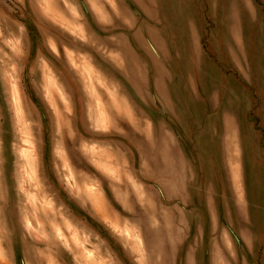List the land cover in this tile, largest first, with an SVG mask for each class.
Here are the masks:
<instances>
[{
	"label": "rangeland",
	"instance_id": "rangeland-1",
	"mask_svg": "<svg viewBox=\"0 0 264 264\" xmlns=\"http://www.w3.org/2000/svg\"><path fill=\"white\" fill-rule=\"evenodd\" d=\"M0 264H264V0H0Z\"/></svg>",
	"mask_w": 264,
	"mask_h": 264
},
{
	"label": "bare ground",
	"instance_id": "bare-ground-1",
	"mask_svg": "<svg viewBox=\"0 0 264 264\" xmlns=\"http://www.w3.org/2000/svg\"><path fill=\"white\" fill-rule=\"evenodd\" d=\"M84 72V71H83ZM58 232V231H57Z\"/></svg>",
	"mask_w": 264,
	"mask_h": 264
}]
</instances>
